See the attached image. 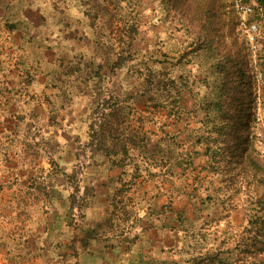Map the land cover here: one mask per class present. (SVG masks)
Masks as SVG:
<instances>
[{"label": "rangeland", "instance_id": "rangeland-1", "mask_svg": "<svg viewBox=\"0 0 264 264\" xmlns=\"http://www.w3.org/2000/svg\"><path fill=\"white\" fill-rule=\"evenodd\" d=\"M42 1L82 16L56 13L43 36L55 29L60 42L39 54V34L21 25L25 1L0 7V264H89L85 250L119 252L126 232L194 261L239 243L242 264H264V0ZM13 25L27 41H11ZM52 57L48 85L29 98L33 70ZM149 70L185 83L178 108L206 99L211 111L196 110L191 124L199 134L208 126L221 155L189 166L166 156L204 145L164 134L182 123L140 95ZM218 100L233 104L219 112ZM110 118L120 139H94L92 122Z\"/></svg>", "mask_w": 264, "mask_h": 264}, {"label": "trees", "instance_id": "trees-1", "mask_svg": "<svg viewBox=\"0 0 264 264\" xmlns=\"http://www.w3.org/2000/svg\"><path fill=\"white\" fill-rule=\"evenodd\" d=\"M44 3H45L44 5L52 6V9H53L52 10L51 8H49V14L51 15V19L49 23L53 19V16L56 13L60 14V12L67 14V16L70 18L73 17L74 20H77L79 16H82L78 6L63 5L61 7H58L57 4H55L54 2L51 3V1L44 2ZM71 8L72 10H75V11L74 12L69 11V9ZM105 22H110V18L103 21V25L106 24ZM180 25L184 29H187L186 26L182 24ZM199 26H203L202 23H200ZM129 28L131 31L134 30L135 26H134L133 21L129 23ZM149 75H150V78L146 77L147 79H145L146 87L143 88L140 95H145L147 99L149 101H153L155 105L167 106V115L175 116V120L176 121L178 120L179 123H182V127L180 129L175 128L174 130L172 129L170 132L166 131L164 134H166V136L168 137H171V139L175 138L173 134L175 135H177V133L183 134L186 142L192 143L197 146V145H200L199 142L201 141V143L204 145L203 150L201 152L198 151L197 149H193V150H190V152L188 153V156H187V153L183 151H181L180 154H177V152L175 154L173 150L171 151V149L167 151L166 156L168 155L167 157L169 159H174L173 161L174 163L176 162L177 164H183V165L189 166L190 164H192L193 158L197 154L206 155L208 161H210V159L212 160L215 159L216 158L215 156L217 154L221 155L224 148L222 147V145H220V141L217 142V140L215 139V142L212 143L211 141H208L209 139L208 135H205V132L208 131L207 125H205V129L203 130V133L201 132V134H199L198 130L196 131L195 128L192 127V124H191L192 115L197 110V108L193 104L194 102L191 104L190 107H188L187 105L179 106V108L175 106L181 98L180 91L186 88L184 85L185 83L179 85V83L175 81L171 75L170 77H168L167 75L162 76V74L158 70L157 71L149 70ZM226 88H228L231 95L236 94V87L232 86V87H226ZM220 89L222 93H224V89L222 88ZM226 96H228V93ZM116 104L110 103L109 105L113 113L114 111L119 110L118 106L117 107L115 106ZM207 104L208 102H206V99H205L203 103L197 105L198 106L197 111L205 112V111L210 110L209 108H206ZM232 104L233 102L225 103L224 101L221 102L218 100L216 104H214L213 106H217V109L219 110V112H224L227 109V106L228 107L230 105L232 106ZM241 106H243V104L239 103L236 110L241 111L243 108ZM168 121L170 120L168 119ZM168 124H172L171 126H173V124H175V121L174 122L172 121L171 123H168ZM94 125H96L98 128V132L96 131L94 132L93 129L91 128L94 139L98 138V135L102 134L103 132L107 134V138L110 137V140H112L111 138H115L116 140H119L120 136H122V132H121L122 125L119 122H117V118H110L109 120H106L103 124H100V123L97 124L96 122H92L91 126H94ZM212 130L213 129L211 128V131ZM195 132H198L196 139L193 137L195 135ZM134 141H135L134 134L132 130L129 129V143H133ZM209 168L210 167L204 168V169L208 170ZM254 222L255 221H253V223ZM260 223L263 225V228H264V215L261 218ZM258 231L259 229L255 231V234H258ZM126 234L127 232L125 233L123 239L122 240L120 239L118 241H123V242L128 243L127 246H128V252L130 254V257H129L130 264H140L138 263L139 258H142V257H139L140 249H143L144 247L146 249L145 253H149L147 256L149 264H153V263L154 264H242V258L240 255L242 250H241L239 243H236L231 248H226V250H221L217 247L216 250L213 251L212 253H209L207 257H198V259L194 261V259L197 257L194 258V256H190L188 258H185L180 255V253L183 251L177 250L175 247L172 249L171 245L163 246V247L159 245L151 246L148 243H142L143 241L141 239L139 241H134V239H131V238L129 239V237L127 238L128 235L126 236ZM139 236H142V235L139 234ZM263 241H264V234H263ZM123 242H120V243L123 244ZM232 251L234 252L235 257H233V259H227V257L230 254H232ZM84 253H90V251L85 250ZM187 253L188 252L186 251V254ZM142 254L144 255V253H141V255ZM102 255L103 253L101 252L100 256ZM243 264H250V263L248 262V260H246Z\"/></svg>", "mask_w": 264, "mask_h": 264}, {"label": "crops", "instance_id": "crops-1", "mask_svg": "<svg viewBox=\"0 0 264 264\" xmlns=\"http://www.w3.org/2000/svg\"><path fill=\"white\" fill-rule=\"evenodd\" d=\"M25 4H23L24 6L21 8V23H22V27L24 29H31V32H36L39 34V37L36 38V35L31 34L32 38L34 39L35 47L39 46V48H37V50L39 51V54L41 50L45 51H52L55 49L54 44H56L57 42H60V35L59 32L55 29H51L49 34L44 35V30H45V25L46 23H49L50 19H51V15L49 14V8L52 9V6H48V5H44L45 3L42 0H24ZM17 0H0V7L2 9H9L12 8L16 5ZM25 11H24V10ZM77 9V8H76ZM53 10V9H52ZM69 11L74 12L75 10L69 9ZM6 22L5 17H0V25H4ZM12 28H9V30L7 31L8 33V37L11 38L12 42H15L17 44H20L18 42L20 41H27L29 37L25 36V33L23 31V28H19L17 25H13L11 26ZM61 28L57 27V30H59ZM38 36V35H37ZM74 40V37L71 36L68 38L67 42H72ZM33 42V43H34ZM43 42V43H42ZM10 45V43H9ZM45 46V48H43ZM49 46V48H48ZM32 47V46H31ZM19 52H23L24 49H17ZM37 54L36 52L33 51H26V55H34ZM44 56V55H43ZM41 66L36 68V70H33L35 72L34 74V78L31 80V82L29 83V89L31 90V92L29 95L30 97L34 96V90L36 92L40 91V89L42 87L46 85H48V79H49V74H48V70L54 68V58L52 57V59H44L41 60ZM30 66V65H28ZM22 67V65H21ZM126 244L124 245L125 248L120 250L119 252H116L115 250H117L118 246L117 244H115L114 247L111 248V251H106L103 252V255L100 256V252H92V253H87V254H83V257L85 256L87 258V261L89 264H130L129 263V257L130 254L128 252V243L125 242ZM121 244V243H119ZM111 255L113 256H119L117 259H112V257H110ZM126 255L125 260L124 261H120V257Z\"/></svg>", "mask_w": 264, "mask_h": 264}]
</instances>
